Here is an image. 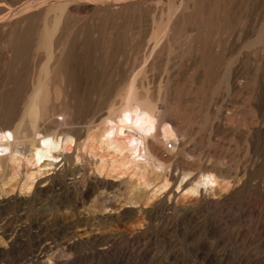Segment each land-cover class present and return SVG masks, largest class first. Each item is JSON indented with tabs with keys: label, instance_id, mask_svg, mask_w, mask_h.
<instances>
[{
	"label": "bare ground",
	"instance_id": "6f19581e",
	"mask_svg": "<svg viewBox=\"0 0 264 264\" xmlns=\"http://www.w3.org/2000/svg\"><path fill=\"white\" fill-rule=\"evenodd\" d=\"M8 1L0 0V5ZM15 1V12L5 10L8 11L7 13L3 8L0 9L4 12L0 14V29L4 28L7 31L0 38V49L5 52L4 86L8 85L7 90H4L6 89L4 86V89L2 87V90L0 89V264H74L78 260L86 263L90 257L94 261L93 258L97 255L101 257L110 255L113 250L120 249L123 243L126 244V250L120 249L119 261L129 263L132 254H138L140 257L150 255L145 243L141 248L136 242L139 237L146 234L156 237H165L168 234L173 236L182 234L189 237L212 235L218 239L222 238L228 229L238 239L245 238L247 232L243 224L237 230L232 229L239 217V214L234 215L233 209L247 218L258 214L256 220L259 224L262 223V210L254 209L253 206L256 200L264 205L262 167L254 170L251 163L246 160L240 161V158L238 160L236 158L238 156H232L240 161L235 165L229 161H221L223 158L215 159V152L213 153L215 157H212L209 148H204V145L199 146L195 142L200 130L194 133L192 128L200 124L208 133V142H206L208 147L214 144L215 138H221L220 135L225 139L230 136L245 137L244 140L248 141L252 148L264 146V105H252L254 108L249 116V126L243 124L245 122H239L237 128L228 121L227 124L223 123L221 115L216 113L217 110L209 109L213 104L214 96L223 85L225 92L230 95L246 84V78L240 80L233 75L220 79L215 74L216 66L221 60L218 61L214 53L216 46L215 39L212 38L215 33L214 28L209 31L208 41L205 40L210 57L206 61L208 73L205 74L201 86L206 89L207 99L204 97L206 100L204 99L200 109L195 108L196 112L187 108L184 117L177 116L170 100L173 96L170 95L169 99L167 94L166 97L160 96L161 92H167L171 83L168 69L164 71L165 76L164 74L161 77L156 76L159 79L156 81L148 77V69L144 65L138 70L134 69L132 78L128 81L126 79L125 83L122 81V84L115 79L106 84L104 79L108 80V77H98L100 81L95 94L99 101L95 100L98 101L96 109L92 114L90 112L91 119L86 122L83 107L85 105L88 107L85 99L89 95L82 91L85 87L82 85L81 77L83 70L88 74L91 70L88 66L94 65L88 59L93 44L89 39L92 32L89 23L83 20L82 23L81 21L76 23L73 16L85 15L92 19L100 13L104 18L112 13L118 16L119 11H125L129 5L119 7L116 4L119 8L114 11L116 9L114 0H53L51 5L47 4L45 11L42 8V12L39 8L42 15L38 14L40 12L35 13L40 17L31 19L34 10L30 8L31 5L29 7V3L25 0ZM44 1L48 3V0ZM115 1L119 3L117 1L122 0ZM40 3L42 4L43 1L41 0ZM134 3L136 4V0ZM157 6L154 8H158ZM13 13H16L14 21H12L13 17L9 18ZM171 14L168 12L166 18H170ZM156 17L159 18L160 15ZM8 18L11 21H6ZM169 18L167 24L164 19L159 18L165 23L157 24L158 26L153 30L151 46H148L149 57L146 58L145 64L163 47L173 31ZM132 20L134 21V18ZM82 27L87 31L85 34L81 33L82 30L79 31ZM101 33L102 37L103 32ZM112 36L102 40L105 49H102L103 51L107 52L108 48L114 49L115 44H119L118 48L124 46L120 44L121 41L119 43L118 35L116 38ZM41 55L43 59L39 62ZM112 60L111 58L110 61ZM101 62L97 65L103 68ZM104 63L105 66L108 64ZM22 73L27 74L24 92L17 89ZM102 73L99 74L103 75ZM124 73L121 72V75L125 76ZM251 82L263 85L264 80L258 76ZM155 84L157 86L152 87ZM88 88H86L87 92ZM153 89L157 90L155 94L158 93V98L152 97ZM92 91L89 92L93 93ZM194 93L197 94V91ZM110 100L111 102L115 100L116 103L109 105ZM189 103L186 104L190 105ZM196 105L195 103V107ZM89 150H91L90 154L94 152L91 155L94 161L96 158L95 166L89 163L94 166L93 173L89 169L91 166L88 167L86 162H82L85 153ZM235 158L231 162L234 163ZM79 162L81 163L78 165ZM112 174L118 175H115L116 179L120 176H124L125 179H121L118 183L113 179L111 181L106 179V175L109 177ZM178 192L182 194L179 198ZM122 197H124L123 201L120 200ZM124 206H130V209H123ZM54 208L63 210L62 219H55L51 213L49 214L48 211ZM108 210L115 214L106 215ZM116 221L131 226L129 230L127 228V236L114 234L109 229L108 224ZM82 244L88 246L93 255L85 252L84 257L76 256L73 259L76 248ZM32 253H35L34 257Z\"/></svg>",
	"mask_w": 264,
	"mask_h": 264
},
{
	"label": "rangeland",
	"instance_id": "374dc122",
	"mask_svg": "<svg viewBox=\"0 0 264 264\" xmlns=\"http://www.w3.org/2000/svg\"><path fill=\"white\" fill-rule=\"evenodd\" d=\"M14 1L9 0L6 4L0 5V9L3 8V11L7 12V13H8V11H5V10H10V12L11 11L15 12L14 7L16 4L14 5V3H16V1L15 2ZM32 1L33 0H25V2L29 3V7L31 5L30 8L34 9V10H32V15L30 17L31 19H34L36 16H37L36 18L40 17V15H37V14L35 15L36 12H40L39 8H41V10L43 8V10L45 11L46 7L53 0H50V2L48 0V3H46V1H44V0H42L43 3L45 2L44 4L40 3L41 0H34L33 3H32ZM124 1L123 0L117 1L119 3L122 2V4L116 3L115 0H114L115 3L112 2V4L114 3L115 8H116V9H114V11L123 5H125V6L129 5V6H128V8H126L127 11L125 9L126 12L120 10L119 11L120 13L118 12L119 13L118 16H117V14L115 16L114 13H112L114 17L112 16V14L109 15L108 17H110L111 19H108L107 16L104 18L102 13L94 16L93 19L90 16L87 17L85 15H77V17L73 16L74 20H76V23H79L80 21L82 23V20L85 23H89L90 28H91L90 30L92 32V34L90 36L89 33H91V32H90V30L88 31V35L90 36L89 37L90 43L91 42L93 43V44L91 43L92 49L90 50V53H89L91 56L88 55V59L90 60V62L94 63V65L93 66L91 65V67H90V65L88 66V69L91 68V70H90V72H88V74L86 73L87 75L85 74V71L83 70L82 77L84 76V78L81 77L82 85H83V87H85V90L82 89V91H85L86 94L89 95L87 97V99H85V100H87L86 104L88 107H86V105H85V107H83L84 108L83 109L84 114L86 113L84 120L86 122H89V120L91 119V114L96 109V105H97L96 102L99 101V99L97 98V95L95 94V90H97V84L100 81L99 80L100 78H98V77H101V76H103L102 78L108 77V80L105 78L107 81L104 79L106 84H107V82H108V84L110 82H113L114 79L117 80V82L120 81L122 84L123 82L125 83L126 79L128 81L130 78H132V73H133L134 69L138 70L141 67H144V65L148 69V77H150L151 80L154 79L156 81H159V79H157L156 76L161 77L163 74H164L163 76H165L166 72H164V71L166 69H168V72L170 73V76H171V83H170V86L168 88L169 90L167 89V92L165 91L166 93L161 92L160 96L162 95V97H166V94H167V99H169L173 96V98H171L170 100H171V103H173L172 109H173V111H175V114H177V116L184 117V114L189 109H190L189 111H191V109H192V111L196 112L197 109L195 110V108L199 107L198 109H200L202 107L201 105H203V103H204V99H205L204 97H206V99H207L206 89L201 86V85H203L201 82H202L205 74L208 73V71H207L208 67H207L206 61H208V58L210 57V55L207 52V50L209 48L207 47L208 45L206 44V42L210 38L209 37L210 36L209 35L210 29L214 28L215 33L217 34L216 35L214 33L212 36V38L215 39V42H216L215 43L216 46L214 47V51H215L214 53H216V56L218 57V61L221 60L219 63L220 65L218 64L216 66L217 69H215V71H214L215 74L218 75V77L220 79H223V78L229 77V76H233V75H234V77H236L237 79H240V80H245V78H246V80H245L246 84L242 88L238 89L237 91L230 93V95L225 92L224 85H223L221 87V90L213 98L214 106L212 104L209 107V109L210 110L215 109V111L217 110L216 113L218 112L219 116L221 115L220 117L223 118L222 119L223 123H226V124L228 122L230 124L232 123L231 125H233L237 128L239 126V122H242V123L245 122L243 124H245L246 126H249V124H250L249 123V121H250L249 116L251 115V111L254 108L252 105H254V106L260 105V104L264 105V104H262V103H264V99H263L264 98V95H263L264 94V89H263L264 83H263V85H257V84H254L251 82V80L258 78V76L260 79L264 80V36H263L264 35V0H219V1L218 0H214V1L213 0H186V1L185 0H163V1L162 0H159V1L158 0H143L146 3L145 2L143 3L142 0H140V2H138L139 0H136V4L138 3L137 5L134 3L135 0H129V1L124 0ZM126 1H127V3H126ZM132 1H133V3H132ZM150 1H152V2H150ZM9 2H11V3H9ZM158 3L160 5H158ZM45 4H46V6H45ZM116 4H118L119 7L116 6ZM146 4H148L149 6L148 5L146 6ZM184 4H186V5H184ZM41 5H42V7H41ZM43 6H45V8ZM139 6H140V8H139ZM156 6L158 8L155 9L154 7H156ZM4 7H6L7 9L6 8L4 9ZM35 8L38 11H36ZM141 8H143V9H141ZM149 8H152V9L150 10ZM147 9H149V10H147ZM171 9L175 10V12H172ZM43 10H42V12H43ZM136 10H140V11L136 12ZM169 10H171V11H169ZM3 11L1 10L0 14L1 13L3 14L4 13ZM152 11L155 14H153ZM159 11L161 12V14ZM42 12H40L38 14L42 15ZM124 12L127 14H125ZM129 12H130V14H129ZM162 12H163L164 16H163ZM168 12H170V14L172 12L171 17L170 18L168 17V18L170 19V24L173 26L172 27L173 31L171 32L169 38L167 39L168 42L166 41V43L163 45V47L161 49L158 50V52L156 53L155 56L149 58V60H148L149 62H147L146 63L147 65H146L144 62H145L146 58L149 57V47L151 46L150 40H151L153 30L155 27L160 25V23H162L163 21L168 22V18H166V16L168 15ZM156 13H157V15H156ZM165 13H166V15H165ZM13 14H15V15H13ZM13 14H11V17H9L10 19H12V17H13L12 21L15 20L14 17L16 16V13H13ZM136 14H138V15H136ZM178 14H180V15L178 16ZM99 15L102 16L103 18L100 17ZM155 15L158 17L160 15L159 18H161V20H163V19L164 20L161 21ZM129 16L131 18H128ZM153 17H156V18L153 19ZM193 17H194V19H193ZM9 18L6 21H11ZM79 18H80V20H78ZM133 18H134V21L132 20ZM141 18H142V20H141ZM172 18H174V19H172ZM201 18H202V20H201ZM95 19L99 23H97V21ZM109 20H111V22ZM153 20H154L155 24L153 23ZM175 20H176V22H174ZM3 21H5V20H3ZM93 21H94V24H93ZM131 21H132V23H131ZM172 21H173V23H172ZM151 22L154 26L151 24ZM165 22H163V25ZM167 22H166V24H167ZM103 23H105L106 25L102 26ZM181 23H182V25H180ZM91 24L93 26H91ZM136 24L138 27L135 26ZM98 25L99 26L101 25V26L98 27ZM175 26H176V28H175ZM83 28L84 27L80 28L79 31L82 30L83 32L81 31V33L85 34L87 31H85L86 29L85 28L83 29ZM117 28L119 30H117ZM104 29H105V31H104ZM177 29H179V30H177ZM0 30H2V31H0V38H1V37H3L2 35H4L7 31L4 30V28L0 29ZM117 31L118 32L120 31L119 34H117L118 33ZM199 31L202 35L199 33ZM101 32H103L102 37H101V34H102ZM115 32H116V34H115ZM173 32H175V33H173ZM108 33H110V34H108ZM74 34H75V31H74ZM106 35H108V36H106ZM117 35L120 38V39L118 38L119 43L121 41L120 44L121 45L123 44L124 46L123 45L122 46L124 48L123 47L118 48L117 46L119 44H115L116 46L114 47V49L108 48L107 52L103 51V50H105L103 48L104 45L102 44L104 39L106 40L107 38H109V36L116 38ZM122 36H123V38H122ZM215 36H216V38H215ZM203 37H205L206 39H204ZM121 38L124 40L122 41ZM91 39H92V41H91ZM205 40H207V41H205ZM116 43H118V41ZM96 44H97V46H96ZM101 45H102V47H101ZM197 46L202 50H200ZM117 48L122 49V50L118 51ZM215 48H217V49L215 50ZM0 50H1L0 51V72H1L0 73V89L2 90L3 86L5 85L4 76L6 75L5 71H4V65H3L4 58H5V52L3 49H0ZM100 50H102V53ZM115 50H117V51H115ZM125 50H126V52H125ZM3 52H4V54H3ZM146 53H147V55H146ZM159 53H160V55H158ZM96 54L99 56H97ZM113 54H114V56H113ZM106 55L108 58L111 57L113 60L110 61L111 58H109L110 60L107 59ZM41 56L39 57V62H41V60L43 59V56L42 57ZM94 56H96V57H94ZM114 57H116V58H114ZM108 60L110 61V63ZM202 60L204 62H202ZM97 61L98 62L102 61L101 62L102 66L103 65L105 66L104 62H106L108 64L105 66L106 68H104V66L102 68V67H99L97 65V63H98ZM205 62H206V64H205ZM148 63L151 65L149 66ZM202 64H203V66H202ZM138 65H140V66H138ZM137 67H139V68H137ZM102 69H104L105 71H103ZM102 71H103V73H102ZM117 71H118V73H117ZM124 71H125V73H124ZM121 72L124 73L125 76L121 75ZM99 73H102L103 75H101ZM113 73H115V74H113ZM225 74H226V76H225ZM21 75L22 76L17 83V84H19V85H17V87H18L17 89L21 92H24L25 91V85L27 83L26 82L27 81L26 80L27 74L22 73ZM219 75H221V76H219ZM1 77L3 78L4 82L2 81ZM117 77H119L120 79ZM127 77H129V78H127ZM186 79H187V82L189 80L188 83L185 82ZM199 79H201V80L199 81ZM83 80H84V82H83ZM95 84H96V86H94ZM156 84H158V83H156ZM156 84L152 85V87L157 86ZM255 86H257V87H255ZM262 86H263V88H262ZM4 87L6 88V87H8V85L4 86ZM88 87L91 89L89 90ZM86 88H88V92H87ZM255 88H258V89L255 90ZM4 90H7V88ZM153 90H154L153 93H151L152 97L158 98V93L155 94L157 92V90H155V89H153ZM193 90H195V91H193ZM82 91H81V93H82ZM89 91H92L93 93H90ZM196 91H197V94L194 93ZM173 92H175V93H173ZM241 92H242V94H240ZM204 93H205V95H204ZM261 93H262V95H261ZM195 94H196V96H195ZM254 94H255V96H254ZM93 95H94V97H93ZM170 95H171V97H170ZM178 95H179V97H178ZM90 96H92V97H90ZM190 97L192 99L193 98L194 99L196 98V99L195 100L193 99V101H192V99L190 100ZM201 97H202V99H201ZM249 97H251V98H249ZM90 98H93V99L95 98V99L94 100L91 99L92 100L91 101ZM227 98H228V101H227ZM96 99H98V101H95ZM112 99H114V98H112ZM111 100L109 102V105H114L115 100H113L114 102H111ZM173 100H175V101H173ZM184 100H186V101L188 100V101L186 102ZM255 100H256V102H254ZM260 100H262V101H260ZM93 101H95V104ZM185 102L187 104L190 102L189 103L190 105H187ZM244 102H245V104H244ZM92 103H93V105H92ZM195 103L197 105L200 104V106L196 105V107H195ZM253 103H255V104H253ZM177 104H178V107H177ZM92 106H93V108H92ZM192 106H194V107H192ZM170 107H171V105H170ZM174 107L175 108L177 107L176 110ZM205 107H207V106H205ZM247 107H249V109ZM85 108H87L88 111ZM185 109H187V110H185ZM90 112H91V114H90ZM181 113L183 115H181ZM229 113L231 114V116ZM233 115H234V117H233ZM226 117H227V119H224ZM87 119H88V121H87ZM230 119L232 121H230ZM234 119H235V122H233ZM186 120H187V117H186ZM189 121H190V119H189ZM195 126H193V128H192L194 133H196L199 130L201 131V132L199 131L200 134L196 138L197 139L195 141L196 144L198 143L199 146L204 145L203 146L204 148L205 147L209 148L208 149L209 154L212 153V154H210L212 157L216 156L215 159H217L218 157L223 158V160H221V159L220 160L221 161H229L231 164H234V165L240 161L246 160L249 163H251L254 170H259L260 167H262V169H263L262 173L263 174L261 176H264V146H260L259 148L258 147L252 148L250 146V144L248 143V141L246 142V140H244V139H246L245 137L235 136L236 137L235 138V137L230 136L229 137L230 139L229 138L225 139L223 135H220L222 137L220 138L217 136L218 138H215L217 142L215 141L214 144H210V146L208 147V143H206V142H208L207 141L208 140V133H207L206 129H202L200 124L195 125ZM197 128H198V130H196ZM204 133L206 134V136ZM203 137H204V139H203ZM198 138H201V140H198ZM239 138L242 139L244 142H246V143L243 142L244 146H243L242 140H239ZM203 140H205V142H203ZM210 148H211V150H210ZM220 149H221V151H220ZM91 150H89L88 153H85V159H82V162L83 161H84V163L86 162L88 164V167L91 166V167H89V169L92 172L93 167L95 166L94 164H95L96 158L94 161L93 156H91L94 152L92 154H90ZM251 151H253V152H251ZM95 152L97 153V151H95ZM229 152L231 155L229 154ZM213 153L215 156H213ZM251 154H253L254 156ZM86 155H88V156H86ZM232 156H235V157L238 156L236 158L238 160H240V159L241 160L238 161L235 157H233V158H235L234 159L235 161L237 160L236 162L234 161V163H233V162H231V160L233 161ZM86 157H87V160H86ZM224 157H227V158H224ZM255 162H257V163L254 164ZM80 163L81 162H79L78 165ZM89 163H91L94 166L92 167V165H89ZM112 175H114L113 178H112ZM112 175L111 176L109 175V177H108V175H106L107 178L106 177L105 178L110 180V181H111V179H113L114 182H116V183H118L121 179H125L124 176L123 177L120 176L119 179L118 178L116 179V176H118V175L117 174H112ZM115 180H117V181H115ZM179 193L180 192H178V198L180 195H182ZM91 200H92V198H91ZM120 200L123 201L124 197L120 198ZM256 205H257V207H256ZM253 206H254V209H259V211L262 210L261 212H263L262 223H260V224L256 220L258 214H255L256 217H255V215H252V216L250 215L247 218V216L243 217L242 215H240L238 210L233 209V212L235 213V214L234 213L233 214L236 216L239 214L238 215L239 217H238V221L235 223V225L232 227V229L237 230L243 224V228L247 232V235L245 238L241 237L238 239L228 229L225 231L223 237L218 238V239L214 238L212 235H209V236L196 235V236H190L189 237V236H183L182 234H179L177 236H173V235L168 234L165 237H156V236H153L151 234H146V235H143L142 237H139L136 240V242L140 245L141 248H143L145 246V244L147 245L146 248L148 249V252L150 253V255H148V256H142L141 255V257H140V255H138V254H136V255L132 254L130 256L131 259L129 260V263L126 261H119L120 256L118 253H119L120 249L126 250V246H125L126 244H124L122 242L124 246L120 245L121 246L120 249L113 250L110 255H107V256L105 255L106 257H103L104 255H102V257H101V255H97L93 258L94 261H92L91 260L92 257H90L86 261V263L84 261L80 262L78 260V261H75L74 264H94L95 261H96L95 264H101V263L102 264H264V228H263L264 227V205H261V202L259 200H256V202L254 203ZM129 207L130 206H128V207L124 206L123 209H125V208L130 209ZM227 208L231 209L230 207H227ZM108 211H107L106 215H111V214L114 215L115 214V213H111L110 211L109 212ZM48 212H49V214L51 213L55 219H62L64 217L63 216L64 215L63 210H61L59 208H54L52 210H49ZM59 214H61V215H59ZM111 223L108 224V227L110 230H112V232L114 234L118 233L117 235H126L127 236L128 230L131 227L129 224L123 225V222L119 223L118 221L111 222ZM257 224H258L259 231H257L258 229H256ZM127 228H128V230H127ZM254 231H256V232L254 233ZM249 235H250V237H249ZM148 237H149V239H148ZM139 240H140V242H139ZM242 242H244V243H242ZM85 252H88L90 255H93L92 250H90V248L88 246H86L84 244H82V246H80V247L78 246L74 252L73 259L76 258V256L84 257ZM75 253H76V255H75ZM32 254H33L32 256L34 257L35 253H32ZM32 256H31V258H33Z\"/></svg>",
	"mask_w": 264,
	"mask_h": 264
}]
</instances>
